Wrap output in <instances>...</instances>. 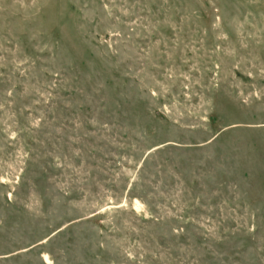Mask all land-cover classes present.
I'll use <instances>...</instances> for the list:
<instances>
[{
	"label": "rangeland",
	"instance_id": "374dc122",
	"mask_svg": "<svg viewBox=\"0 0 264 264\" xmlns=\"http://www.w3.org/2000/svg\"><path fill=\"white\" fill-rule=\"evenodd\" d=\"M0 264H264V0H0Z\"/></svg>",
	"mask_w": 264,
	"mask_h": 264
}]
</instances>
